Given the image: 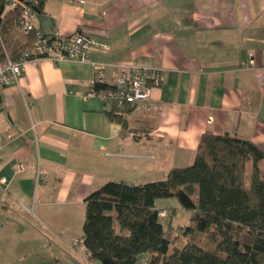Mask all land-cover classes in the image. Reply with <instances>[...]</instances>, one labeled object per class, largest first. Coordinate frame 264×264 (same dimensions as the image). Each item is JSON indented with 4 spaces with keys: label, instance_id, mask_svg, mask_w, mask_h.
Listing matches in <instances>:
<instances>
[{
    "label": "crops",
    "instance_id": "0c3cea01",
    "mask_svg": "<svg viewBox=\"0 0 264 264\" xmlns=\"http://www.w3.org/2000/svg\"><path fill=\"white\" fill-rule=\"evenodd\" d=\"M38 9L44 34L108 45L89 58L110 83L130 62L161 68L164 80L138 108L85 97L88 63L31 61L18 85H0V264L88 263L83 244L70 248L82 237L85 198L107 182L164 179L193 162L204 134L264 152V0H48ZM246 59L253 69H241ZM37 167L45 183L35 187Z\"/></svg>",
    "mask_w": 264,
    "mask_h": 264
},
{
    "label": "trees",
    "instance_id": "16d2710c",
    "mask_svg": "<svg viewBox=\"0 0 264 264\" xmlns=\"http://www.w3.org/2000/svg\"><path fill=\"white\" fill-rule=\"evenodd\" d=\"M6 5L0 0V35L16 60L31 38L18 33L19 11L4 13ZM106 115L127 128L120 115ZM171 197L190 219L181 231L186 243L168 253L174 230L171 224L164 229L156 203ZM84 203L81 238L88 264H136L142 254L150 264H264V152L249 140L204 134L190 165L172 168L158 181L107 182Z\"/></svg>",
    "mask_w": 264,
    "mask_h": 264
},
{
    "label": "built area",
    "instance_id": "2783aa9c",
    "mask_svg": "<svg viewBox=\"0 0 264 264\" xmlns=\"http://www.w3.org/2000/svg\"><path fill=\"white\" fill-rule=\"evenodd\" d=\"M48 0H7L5 12L18 10L17 31L23 37H30V44L24 48L16 60H12L7 52L5 44L0 35V85L9 87L18 85L25 71L27 63L36 60H50L53 63L64 61L88 63L92 67V78L87 83L88 92L85 97H98L102 100H111L118 107L129 106L138 108L144 106L150 97L151 88L160 86L164 80L163 70L153 66H137L133 63L118 65L119 70L113 74V81L110 83L104 73V64L93 62L89 58L92 49H107L108 45L98 42L95 38L84 33L76 32L72 35H65L55 32L46 35L34 26V15L36 8ZM65 3L75 4L81 8L85 0H58ZM243 70L253 69V60L246 59L240 63ZM106 86L104 91L96 92V86ZM33 128V126H32ZM11 139L10 134H6ZM25 170L24 163L15 166V173ZM35 187L45 183V178L36 168L34 177ZM7 191V181L0 178V196ZM166 216L163 210L158 211L161 219ZM1 229V224H0ZM82 245V238H74L70 248L74 252L79 251ZM84 264H88L85 263Z\"/></svg>",
    "mask_w": 264,
    "mask_h": 264
},
{
    "label": "rangeland",
    "instance_id": "374dc122",
    "mask_svg": "<svg viewBox=\"0 0 264 264\" xmlns=\"http://www.w3.org/2000/svg\"><path fill=\"white\" fill-rule=\"evenodd\" d=\"M8 8V7H6ZM5 12V11H4ZM251 175V169L246 171L244 184L249 185ZM157 206L161 208L166 216L160 219L164 229H167L168 225L171 224L174 232L172 233L175 237V241L170 245L168 253H171L173 249L181 248L187 241V238L181 235L183 227L188 223L190 219V213L182 210L176 198H166L157 201ZM115 229L118 231V225L115 223ZM151 257L147 254L139 255L136 258V264H150Z\"/></svg>",
    "mask_w": 264,
    "mask_h": 264
}]
</instances>
